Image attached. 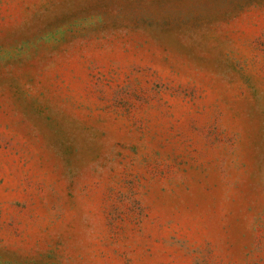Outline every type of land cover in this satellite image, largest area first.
I'll list each match as a JSON object with an SVG mask.
<instances>
[{"label": "rangeland", "instance_id": "374dc122", "mask_svg": "<svg viewBox=\"0 0 264 264\" xmlns=\"http://www.w3.org/2000/svg\"><path fill=\"white\" fill-rule=\"evenodd\" d=\"M0 264H264V0H0Z\"/></svg>", "mask_w": 264, "mask_h": 264}]
</instances>
